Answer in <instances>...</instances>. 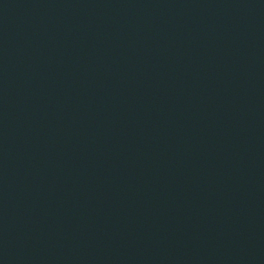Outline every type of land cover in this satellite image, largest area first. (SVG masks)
Instances as JSON below:
<instances>
[{"label": "water", "instance_id": "water-1", "mask_svg": "<svg viewBox=\"0 0 264 264\" xmlns=\"http://www.w3.org/2000/svg\"><path fill=\"white\" fill-rule=\"evenodd\" d=\"M0 264H264V0H0Z\"/></svg>", "mask_w": 264, "mask_h": 264}]
</instances>
